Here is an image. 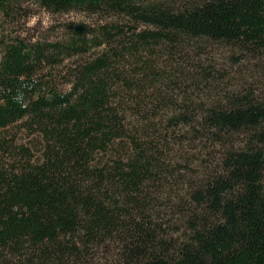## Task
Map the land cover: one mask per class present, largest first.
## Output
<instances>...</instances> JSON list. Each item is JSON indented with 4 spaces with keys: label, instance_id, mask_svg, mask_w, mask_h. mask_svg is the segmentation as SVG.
<instances>
[{
    "label": "trees",
    "instance_id": "trees-1",
    "mask_svg": "<svg viewBox=\"0 0 264 264\" xmlns=\"http://www.w3.org/2000/svg\"><path fill=\"white\" fill-rule=\"evenodd\" d=\"M36 1L99 22L2 45L0 264H264V88L227 91L203 59L264 63V0ZM74 60L61 89L46 71Z\"/></svg>",
    "mask_w": 264,
    "mask_h": 264
},
{
    "label": "rangeland",
    "instance_id": "rangeland-1",
    "mask_svg": "<svg viewBox=\"0 0 264 264\" xmlns=\"http://www.w3.org/2000/svg\"><path fill=\"white\" fill-rule=\"evenodd\" d=\"M98 20L97 17H89L76 11L66 14H53L42 8L36 0H18L7 12L0 13V56L3 43L9 40L17 38L26 40L29 43L64 40L69 36L68 27L79 25L86 27L87 30H92L96 29ZM86 38L90 39L91 36L86 35ZM205 47L206 54L203 59L206 60L208 65L213 64L222 75H226L224 88L227 91L243 92L250 87L256 90L264 88L263 62L255 64L254 62L246 61L241 66H234L231 57L237 53L235 48L216 43H208ZM156 58L160 68H163V57L157 56ZM197 59L195 58V60ZM193 60L190 59L188 64H192ZM74 62L76 60L61 66L52 67L46 73H50V79L57 83L59 88L68 89L69 85L66 84L67 77ZM134 62L135 60H130V63ZM232 80L235 82L230 83ZM254 84H257V86H254ZM166 90L168 89L166 88ZM191 93L195 95L194 100L197 103L210 101V93L202 88L199 90L191 88ZM9 135L11 138L15 137V139L20 141V144L30 146L29 133L22 130V128L13 127L9 131ZM193 155L195 154L190 149L176 151L171 154L173 159L169 160V164L174 166L185 164V161H191ZM200 157L204 158L205 156L200 154ZM199 165L200 160L194 165V168L199 167ZM114 255L113 251L108 252L102 248L96 251V255L92 257L94 260L87 261V263L109 264L114 259Z\"/></svg>",
    "mask_w": 264,
    "mask_h": 264
},
{
    "label": "water",
    "instance_id": "water-1",
    "mask_svg": "<svg viewBox=\"0 0 264 264\" xmlns=\"http://www.w3.org/2000/svg\"><path fill=\"white\" fill-rule=\"evenodd\" d=\"M71 28H73L76 31V33H78V34H84L87 31L86 27L79 26V25L71 26Z\"/></svg>",
    "mask_w": 264,
    "mask_h": 264
}]
</instances>
